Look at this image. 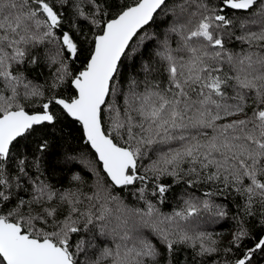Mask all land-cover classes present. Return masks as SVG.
Segmentation results:
<instances>
[{"label": "snow or ice", "instance_id": "6c2138e0", "mask_svg": "<svg viewBox=\"0 0 264 264\" xmlns=\"http://www.w3.org/2000/svg\"><path fill=\"white\" fill-rule=\"evenodd\" d=\"M0 264H264V0H0Z\"/></svg>", "mask_w": 264, "mask_h": 264}]
</instances>
